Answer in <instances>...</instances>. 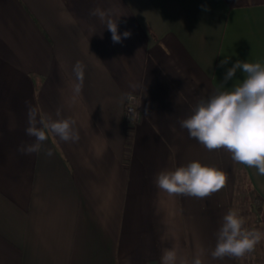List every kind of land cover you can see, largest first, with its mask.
Masks as SVG:
<instances>
[{"label": "crops", "instance_id": "crops-1", "mask_svg": "<svg viewBox=\"0 0 264 264\" xmlns=\"http://www.w3.org/2000/svg\"><path fill=\"white\" fill-rule=\"evenodd\" d=\"M94 8L112 9L131 37L113 44ZM236 60L264 65V0H0V264H161L165 249L176 264L201 252L203 264H239L210 252L240 171L263 198L264 175L179 123ZM26 101L74 119L79 141L49 134L51 157L22 155ZM130 103L140 118L126 117ZM192 161L223 171L225 187L204 199L157 188V173Z\"/></svg>", "mask_w": 264, "mask_h": 264}, {"label": "clouds", "instance_id": "clouds-1", "mask_svg": "<svg viewBox=\"0 0 264 264\" xmlns=\"http://www.w3.org/2000/svg\"><path fill=\"white\" fill-rule=\"evenodd\" d=\"M205 11L209 9L205 8ZM89 15L97 17L111 32L113 44L122 43L130 38V30L122 34L118 31L120 16L112 9L89 10ZM102 38V37H101ZM229 63V57L220 62V67ZM245 74L243 81L234 85L231 90H223L224 86L236 77L237 71ZM76 83L73 92L80 95L84 87L86 65L76 61L72 68ZM133 89L137 85H131ZM131 102V93H124L121 102ZM27 127L25 134L33 138L32 143L22 144L18 151L22 155L39 154L44 151L51 157V148L44 149L49 134L63 142H78L79 132L76 121L71 117L63 118L59 109L55 119L51 115L41 116L39 110L26 101ZM129 120L141 117L137 108L129 106ZM147 107L143 117L150 116ZM181 128L187 129L189 137L196 139L207 150L225 149L231 154L234 162L255 168L259 175H264V65L248 63L241 60L229 68L223 76L220 87L215 88L207 96H201L191 110V114L179 121ZM226 175L215 166L203 165L192 161L174 170H163L156 174L155 184L158 189L169 195H183L204 199L220 191L226 185ZM264 239V233L245 227V219L234 210H229L222 218L216 233V244L211 250L212 259L242 258L255 250ZM203 253L197 254L191 264H203ZM177 253L174 249H165L161 256V264H176Z\"/></svg>", "mask_w": 264, "mask_h": 264}, {"label": "rangeland", "instance_id": "rangeland-1", "mask_svg": "<svg viewBox=\"0 0 264 264\" xmlns=\"http://www.w3.org/2000/svg\"><path fill=\"white\" fill-rule=\"evenodd\" d=\"M239 176L231 209L245 219L246 228L264 233V215L253 204L256 192L247 180L244 171H240ZM238 262L239 264H264V239L256 245L253 252L246 254L242 258H238Z\"/></svg>", "mask_w": 264, "mask_h": 264}, {"label": "trees", "instance_id": "trees-1", "mask_svg": "<svg viewBox=\"0 0 264 264\" xmlns=\"http://www.w3.org/2000/svg\"><path fill=\"white\" fill-rule=\"evenodd\" d=\"M253 204L257 206L258 211L264 215V198L260 194H255Z\"/></svg>", "mask_w": 264, "mask_h": 264}, {"label": "built area", "instance_id": "built-area-1", "mask_svg": "<svg viewBox=\"0 0 264 264\" xmlns=\"http://www.w3.org/2000/svg\"><path fill=\"white\" fill-rule=\"evenodd\" d=\"M129 106H132V107H135V108H137L133 103H130L129 105H128V107ZM128 107H127V109H128ZM126 114H127V111H126ZM126 117L128 118V116L126 115Z\"/></svg>", "mask_w": 264, "mask_h": 264}]
</instances>
